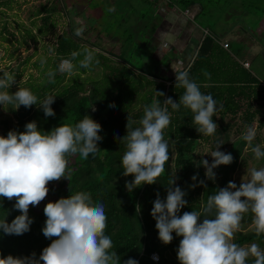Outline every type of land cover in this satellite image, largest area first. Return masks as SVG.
<instances>
[{
  "label": "trees",
  "instance_id": "16d2710c",
  "mask_svg": "<svg viewBox=\"0 0 264 264\" xmlns=\"http://www.w3.org/2000/svg\"><path fill=\"white\" fill-rule=\"evenodd\" d=\"M135 1L133 4L131 0H127L130 9H136L135 5L138 7L149 5L153 10L155 8L162 13L171 7L194 12L191 16L192 21L199 31L201 30V34L195 49L189 51V55L186 54L185 63H181L177 68L188 71L189 78L200 86V90L205 94L210 93L216 100L218 110L213 116L214 122L217 123L215 133L210 136L199 133L193 123V113L183 105L179 110H173L171 105L163 104L169 97L178 102L180 95L185 91L183 88L175 87V74L170 77L167 73L162 75L160 72L155 73L147 69L140 71L142 77L136 74L132 61L126 54L128 43L139 39L142 30L137 32L138 38H135V34H130L121 41L115 36H113L115 38L111 37V31H108V40L103 38L102 46L100 45L98 49L96 43L89 41L90 36H86L92 29H97V23L100 21L89 14V9L96 7L93 0L84 4L80 0H54L50 5L40 4L41 7L35 11L42 21L37 29L38 35H45L47 29L54 26L53 14L60 13L61 6L67 9V16L71 18V24L56 39L53 58L41 55L31 60V56L26 55L19 67L13 68L11 66L13 54H8L6 57L3 54L0 56V70L16 76V83L8 89L10 92L17 91L20 84L29 89L38 101L44 100L50 94L55 95L52 107L56 114L46 117L36 104L30 108L21 105L18 110L12 109L11 105H8L6 110L0 105L2 129L0 135L6 136L10 130L22 132L30 121H36L40 129L50 131L62 123L75 125L85 114H88L102 126L100 133L102 140L99 142L101 150L95 157L90 155L87 159L81 158L79 154L68 157L70 180L64 178L49 184L46 201L38 206H30L29 216L33 218L30 230L22 235H9L0 230V256L7 257L11 254L25 257L35 253L38 259L43 249L52 242L42 231L47 219L44 214L46 204L67 197L71 193L87 192L91 194L93 202L100 201L104 204L107 216L105 234L111 237L112 250L120 257V264L129 258L136 259L139 264H180L177 250L182 237L173 232L174 239L168 244L163 243L158 237L156 220L151 214L157 193L161 199H166L168 182L175 178L176 185L186 192L184 199L188 201L178 215L194 210L203 214L208 196L214 195L219 188L227 187L233 173L241 168L247 158H251L254 168L264 167V158L257 160L252 152V147L258 144L264 149V134L259 135V131L264 129V84L262 83L264 65L259 64L264 61V49L261 48V52L252 58L251 63L248 62V67H245L244 53L247 50L242 43L243 40H222L201 23V16L205 12V0ZM159 1H162L163 9L157 7ZM14 2L17 0H0L1 17L9 15L14 8ZM260 2L264 0H237L235 6L243 8L244 15H252L254 20H263L264 15L258 12L257 4ZM18 6L17 3L16 7ZM194 8H197L196 11ZM128 13V10H124L121 19ZM143 16V14L134 15L137 21H144ZM78 17L81 18L82 23L75 22L73 25L72 20ZM148 21L151 26L150 31L153 28L154 32V26L151 24H154L155 20ZM31 23L35 25L34 20ZM121 23V21L118 23V27H121ZM19 25L25 28L27 36L36 40L37 35L31 28H26L23 24ZM79 25L84 26L82 36L74 33L73 28ZM144 28L143 26L142 29ZM5 32L7 35L10 34L6 21L0 28V46L2 41L9 42L4 35ZM159 32L163 37L165 36L162 34L165 32L164 24L158 25L155 38L160 35ZM101 34L102 31L99 32V35ZM145 39L152 41L153 38L152 35L146 34ZM94 41L97 42V39ZM106 41L114 45L108 49L105 47ZM85 46L97 50L95 60L99 63L94 61L91 69L79 66V61L83 59L82 55L74 59L71 55L73 52L80 53ZM116 47L117 53L113 50ZM42 58L47 61L43 67ZM64 58L72 60L75 65L71 74L61 73L58 70V65ZM49 69L56 72L51 81L46 75ZM205 72L210 73V77L206 76ZM2 75L3 73L0 72V76ZM24 75L27 76L25 79H23ZM153 100H160L161 106L167 107L170 114V124L163 130L164 139L169 146L170 159L165 163L164 172L158 177L157 182L144 184L129 191L126 181L134 180V175H123L121 158L126 146L120 139L127 133L128 116L134 122L133 127H138L144 107L150 106ZM224 118H228V122L222 126L221 120ZM249 126L256 130L251 144L243 139L244 129ZM232 131L237 135L234 140L230 139ZM209 141L212 150H216L217 145L221 144L219 150L226 147L225 152L233 156L231 164L215 168L222 172V175L218 177L216 174L218 179L214 181L206 177L205 168L201 163L202 158L197 157L200 155H195L196 149ZM194 176L196 179H193ZM200 181L204 183L201 184ZM14 204L15 199L0 198V221L6 218L7 222L11 223L21 214L14 208ZM202 219L203 217L201 222ZM252 219L253 214L250 211L243 214L240 229L234 234L233 242L240 246H250L255 243L264 249V234L256 235ZM152 253L157 254V260L151 258ZM251 259L249 258L248 264H251Z\"/></svg>",
  "mask_w": 264,
  "mask_h": 264
},
{
  "label": "clouds",
  "instance_id": "9594fccd",
  "mask_svg": "<svg viewBox=\"0 0 264 264\" xmlns=\"http://www.w3.org/2000/svg\"><path fill=\"white\" fill-rule=\"evenodd\" d=\"M83 31V28H77L75 35L82 36ZM96 51L85 46L80 53L71 55L73 59L82 55L79 66L91 69L94 61L99 63L95 60ZM46 62L42 58L41 66ZM172 67L175 87L185 91L178 102L169 97L163 104L171 105L173 110H179L181 105L190 109L197 131L207 136L214 134L217 128L213 120L218 110L216 100L210 93L200 90V86L189 78L188 71L178 70L174 64ZM74 69L70 59H61L58 65L61 73L71 74ZM0 72L3 73L0 76V105L6 110L8 105L18 110L21 105L30 108L36 104L46 117L55 116L52 107L55 95L50 94L38 101L29 89L20 84L17 91L10 92L8 89L16 83V76L7 71ZM55 74V70L47 71L49 81ZM205 75L210 77V73L205 72ZM133 123L128 116L127 133L120 139L126 146L121 158L123 175H134V180L126 181L129 191L157 182L170 159L168 142L163 136V130L170 124V114L167 107L161 106L160 100H153L150 106L144 107L138 127L134 128ZM101 130V124L85 114L75 125L62 123L45 131L38 127L36 121H30L22 132L10 130L6 136L0 135V198L15 199L14 208L21 213L11 223L6 218L0 221L3 233L22 235L30 230L33 223L29 216L30 206H38L47 197L50 181L70 180L69 156L79 154L87 159L90 155H97L101 150ZM255 135V128L249 126L243 139L251 144ZM220 145L211 152L214 158L211 163L207 159L201 161L206 168V177L213 181L216 179L215 168L233 162L232 154L219 150ZM252 152L257 160L264 158L261 145L252 147ZM185 195L186 192L176 185L175 178L170 179L166 199H161L157 193L151 211L158 237L163 243L168 244L174 239L173 232L182 237L177 250L180 264H248L249 258H252L251 264H264V249L259 245L253 243L243 247L233 242L243 214L249 211L253 214L256 235L264 234V167L251 168L250 178L239 186L230 181L227 187L209 195L203 214L194 210L178 215L188 203ZM44 214L47 219L42 231L52 242L43 249L39 258L35 253L25 257L9 254L0 256V264H41V261L43 264H120V257L112 250L113 241L105 234L107 216L104 204L93 202L90 193L76 192L49 201ZM123 264L139 262L129 258Z\"/></svg>",
  "mask_w": 264,
  "mask_h": 264
},
{
  "label": "rangeland",
  "instance_id": "374dc122",
  "mask_svg": "<svg viewBox=\"0 0 264 264\" xmlns=\"http://www.w3.org/2000/svg\"><path fill=\"white\" fill-rule=\"evenodd\" d=\"M53 1L54 0H17V2H14V8L9 12V15L4 17L0 16V28L6 21L10 32L8 35L6 32L4 33L9 42H1L0 56L5 54L6 57L8 54H13V57L11 58V66H13V68L19 67L21 61L26 55H30L31 60H34L41 55L53 58L57 37L69 26V24H71V18L69 19L67 16V9L61 6L60 13L55 12L53 14L55 21L54 26L49 27L45 35L37 34V29L42 21L40 20V17L36 15L35 11L41 7L40 4L50 5ZM80 1L84 4L86 2L90 3L91 0ZM93 1L96 4V7L90 8L89 14L94 16L93 18H98L100 21L97 23L98 25L96 24L97 29H92L86 34V36H90L89 41L96 43L98 49L100 45L102 46L103 38L108 40V31H111V37L115 36L121 41L124 39L123 37H127L130 34H135V38H138L137 32L142 30L139 39H134V41L128 43L129 47L126 54L127 56L129 55V59L132 61L133 67L135 68L134 71L141 77L143 75L140 71L143 69L154 71L155 73L160 72L163 75L168 72V69L173 70L172 64L176 67H180L181 63L186 59V52H180L182 45L185 42H188V51L192 52L195 49L198 38L201 34V30L199 31L197 25L192 21L191 16H193L194 12H186V10H177L176 8L171 7L170 9H167L166 12L162 13L158 12L155 8L153 10L149 5H142L141 7L135 5L136 9L133 10L128 6L127 0ZM131 1L133 4L136 2L135 0ZM236 1L237 0H209L206 2L205 0V12L201 16L200 21L204 27H209V29L222 40H243L242 43L247 50V52L244 53V55H246L244 60L251 63L252 58L261 52V48L264 49V19H257V21L253 19L252 15H244L243 8L235 6ZM17 3L19 5L18 7H16ZM257 5L259 6L258 12L264 15V2H260ZM109 9H112V11H109ZM196 9L197 8H194V11H196ZM124 10H128L129 13L121 19ZM130 13H133L135 16H141L143 14L145 19L144 21H137L134 15H129ZM150 19L155 20V25L151 24L154 26V32L153 28L152 31H150L151 26L148 21ZM32 20L35 21V25L31 23ZM120 21L122 22L121 27H118ZM75 22L80 24L82 23V20L78 17L77 19L72 20L73 25ZM19 24H23L26 28H31L34 34L37 35L36 40L34 41L27 36L25 28ZM162 24L165 26V32H162V34L165 35L168 42L167 44L170 45L169 48H167L168 46L166 43L163 44V40L166 39L161 35V32H159L160 37L158 36L155 38V32L158 29V25ZM143 26L145 27L144 29H142ZM83 27L84 26L79 25L78 27L73 28L72 26L74 33L77 28ZM100 31H102L101 35H99ZM146 34L152 35V41L144 40V35ZM95 39H97V42L94 41ZM162 44L163 46H160ZM112 45L114 44L108 43L107 41L105 42V47H108V49ZM113 50L115 53L118 52L117 47ZM259 64L264 65V61ZM26 77L27 76L24 75L23 79ZM149 78H151V76ZM2 113L4 116V111ZM227 122L228 118H224L221 120V125L225 126ZM247 129V127L244 129L245 133ZM1 132L2 129L0 127V134ZM263 134L264 129L259 131L260 136ZM236 137V133L232 131L230 139L234 140ZM210 143L211 141H209V143H203L195 152L196 156L200 155L197 157H201L202 160L207 159L209 163L214 159L210 155L211 152L214 151L212 150ZM225 149L226 147L221 151L225 152ZM251 162V158H247L246 162L242 163L241 168L233 173L231 181L235 182L237 186H239L243 180H248L250 178V169L254 168V165L251 164ZM203 167L205 168L204 165ZM247 169L249 170L248 172ZM213 171L218 177L222 175V172H219L216 169ZM55 182L57 181H50L49 184ZM45 201L46 198L41 201V203H44ZM248 246L249 245L243 247Z\"/></svg>",
  "mask_w": 264,
  "mask_h": 264
},
{
  "label": "crops",
  "instance_id": "0c3cea01",
  "mask_svg": "<svg viewBox=\"0 0 264 264\" xmlns=\"http://www.w3.org/2000/svg\"><path fill=\"white\" fill-rule=\"evenodd\" d=\"M164 38H165V36H164ZM166 39V38H165ZM162 40V39H161ZM167 44L168 42H167V39L166 40H163V44ZM163 44L161 45V46H163ZM167 48H169L170 47V45L169 44H167ZM188 49H189V43L188 42H185L183 45H182V48H181V50H180V52L181 53H183L182 51H184V52H186V54H188L189 55V51H188ZM188 51V52H187ZM185 54V55H186ZM187 56V55H186ZM180 59V58H179ZM178 70H179V68H177ZM167 74L170 76V77H172L174 74H175V71L174 70H170V69H168V72H167ZM167 83H169V82H167Z\"/></svg>",
  "mask_w": 264,
  "mask_h": 264
},
{
  "label": "built area",
  "instance_id": "2783aa9c",
  "mask_svg": "<svg viewBox=\"0 0 264 264\" xmlns=\"http://www.w3.org/2000/svg\"><path fill=\"white\" fill-rule=\"evenodd\" d=\"M165 1H168V0H165ZM157 7H159L160 9H163L162 1H159V2H158ZM186 12H188V11H186ZM64 59H66V58H64ZM243 65H244L245 67H248V66H249L248 61H244V62H243ZM262 83L264 84V80H262ZM151 258L154 259V260H157V258H158V257H157V254H156V253H152V254H151Z\"/></svg>",
  "mask_w": 264,
  "mask_h": 264
}]
</instances>
